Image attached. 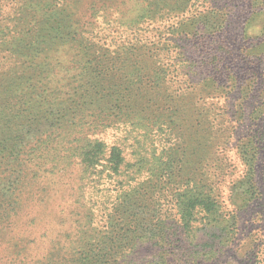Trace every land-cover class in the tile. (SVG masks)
Instances as JSON below:
<instances>
[{
	"label": "trees",
	"instance_id": "1",
	"mask_svg": "<svg viewBox=\"0 0 264 264\" xmlns=\"http://www.w3.org/2000/svg\"><path fill=\"white\" fill-rule=\"evenodd\" d=\"M200 1L83 0L80 7L84 4L88 17L100 24L139 30L158 23L166 35L183 31L200 42L210 35L196 28L207 27L217 15L199 13ZM117 48L111 60L123 66L119 80L111 83L115 91L102 85L97 103L89 98L90 105L74 113L69 108L33 118L6 140L17 141L0 149V243L7 242L25 204L48 207L56 197L50 187H64L63 201L49 213L60 226L53 239L46 247L40 243L32 262L30 241L12 244L14 264H264V210H257L264 200L257 176L264 111L245 117L240 107L228 117L219 100L231 91L230 83L210 84L207 93L175 81L181 56L173 59L176 66L166 67L142 44ZM69 54L49 62L39 56L46 63L45 81L55 82L57 74L69 75L82 64L78 54ZM59 83L48 94L60 101L58 108L66 94ZM81 86L66 97L84 102ZM196 90L208 96L197 98ZM245 118L249 125L233 143L237 168L227 153ZM109 133L115 140L110 144ZM207 161L214 163L209 171ZM251 210L253 229L244 235L241 224Z\"/></svg>",
	"mask_w": 264,
	"mask_h": 264
},
{
	"label": "rangeland",
	"instance_id": "2",
	"mask_svg": "<svg viewBox=\"0 0 264 264\" xmlns=\"http://www.w3.org/2000/svg\"><path fill=\"white\" fill-rule=\"evenodd\" d=\"M81 3L83 0H0V149L3 145H12L17 141L6 140L30 126L27 122L33 118H49L55 112L69 108L67 112L74 113L81 105L88 107L90 104L86 103L91 100L89 98L95 99L94 103L101 99L98 92H103V89L98 87L104 85L112 90L114 84L111 83L119 80V71L123 66L111 60L115 57L117 45L128 47L130 44H142L146 51L158 54L156 59H164L162 62L166 67L168 63L176 66L173 59L176 55L181 56V61L176 60L182 67H175V81H187L195 88L202 87L207 93L210 84L227 86L230 83L231 91L226 94V89L219 100L220 105L225 106L228 117L239 111L240 107H243L245 117L252 111L256 114L264 111V0H201L199 13L213 10L217 15L209 19L207 27L199 25L196 28L198 33L210 35L200 37V42L183 31L177 35H166L165 28L161 29L158 23L145 24L139 30L119 27L115 23L100 24L88 17L84 4L80 7ZM113 19L110 18L111 21ZM246 28H249V32ZM218 29L219 32H213ZM260 35L262 38H259ZM57 49L62 57L66 53H76L82 58V64L69 75L60 72L54 77L66 93L62 94L63 105L59 108L60 101L48 95L51 86L56 84L45 81L41 76V73L46 74V63L39 58ZM59 53L46 55L47 62L60 57ZM104 55L111 61L106 60ZM62 76L65 78L61 79ZM169 78L171 80L172 76L169 75ZM246 84L250 87L242 92ZM80 85L79 93L84 102L66 97ZM195 96L205 99L208 94H199L196 90ZM242 97L247 99L243 100ZM52 103L55 104L52 106ZM248 125L245 118L228 147L230 151L227 156L237 168L239 165L233 143ZM259 125L263 127L264 122L261 121ZM106 141L109 144L115 141L111 133L107 135ZM122 144L128 145L130 142L123 141ZM216 157L222 159V156ZM213 164L207 161L204 166L209 171ZM3 169L4 163L0 171ZM257 176L264 194V154L258 164ZM50 188L53 191L49 192L56 197L50 199L48 207L27 203L19 216L14 218L11 231L5 238L7 242L0 243L2 263L6 260L11 261V264L17 262L18 258L12 249L14 243L22 245V241L31 242L27 251L32 262L39 257L40 243L46 247L53 239L55 230L60 226L51 220L49 213L63 201L61 196L64 187L52 185ZM25 196L22 192L21 203L26 202ZM257 210H264V200ZM252 213L251 210L244 215L240 228L244 235L253 229ZM34 217L35 221H32ZM41 234H45L44 238H39Z\"/></svg>",
	"mask_w": 264,
	"mask_h": 264
}]
</instances>
